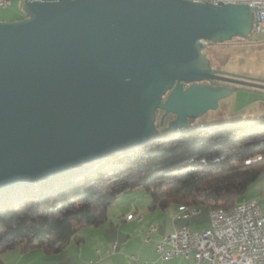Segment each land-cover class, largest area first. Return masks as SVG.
<instances>
[{"label":"water","instance_id":"water-1","mask_svg":"<svg viewBox=\"0 0 264 264\" xmlns=\"http://www.w3.org/2000/svg\"><path fill=\"white\" fill-rule=\"evenodd\" d=\"M21 8L24 18L0 20V193L144 145L161 127L189 128L239 88L264 90L263 78L214 68L205 52L210 42L251 39L248 4L22 0Z\"/></svg>","mask_w":264,"mask_h":264},{"label":"trees","instance_id":"trees-1","mask_svg":"<svg viewBox=\"0 0 264 264\" xmlns=\"http://www.w3.org/2000/svg\"><path fill=\"white\" fill-rule=\"evenodd\" d=\"M250 120L170 132L161 127L160 135L144 145L0 193V264L2 255L14 249L41 248L53 255L83 242L84 227L107 222L117 197L140 187L151 193V209L171 202L178 207H233L264 175V115Z\"/></svg>","mask_w":264,"mask_h":264},{"label":"rangeland","instance_id":"rangeland-1","mask_svg":"<svg viewBox=\"0 0 264 264\" xmlns=\"http://www.w3.org/2000/svg\"><path fill=\"white\" fill-rule=\"evenodd\" d=\"M21 2L22 0H11V3L6 7L0 6V20H16L24 17L25 12L21 8ZM205 52L210 58L214 68L264 79V38L261 36L252 35V38L249 40L234 38L226 43L208 44L205 48ZM262 115H264V90L239 88L228 97L221 99L217 109L209 110L204 115L196 118L193 125L216 124L224 121H231L235 118H243L245 123L251 124L253 120H250V118ZM255 187L252 186L249 188L245 195L250 194ZM160 192L163 196H166L164 189ZM145 194L149 196L148 202H150L151 193L142 187L130 193L120 194L116 201L109 207L108 215L110 220L107 225H110V221L114 220L113 217L116 216L119 207L127 206L136 198L139 204H147L145 203L147 202L144 196ZM171 205H174V203ZM196 209H198L200 213L196 217H192L194 222L192 224V221H189V224L198 227L207 225L208 222L206 223V220L208 216H210V205L203 203L196 206ZM114 222L116 221L114 220ZM107 225L100 226L102 228L93 225L84 227L80 231V235L85 238L84 242H72L67 247L65 251L66 254L69 257L78 256L81 255V253H83L84 256L94 254L97 257L95 253L97 248L104 250V239L114 234L115 229L110 230V226ZM128 234L132 235L131 240L136 241L134 242L136 245L141 243L146 245L149 244L146 239L147 234L145 231L144 233L138 231L131 233L127 231L126 228L121 230V235L123 237ZM150 246L152 245L150 244ZM4 255L6 254L4 253L2 258ZM12 261L9 259L8 262L12 263Z\"/></svg>","mask_w":264,"mask_h":264},{"label":"built area","instance_id":"built-area-1","mask_svg":"<svg viewBox=\"0 0 264 264\" xmlns=\"http://www.w3.org/2000/svg\"><path fill=\"white\" fill-rule=\"evenodd\" d=\"M210 3H244L253 10L251 35L264 38V0H192ZM11 0H0L6 7ZM191 214L177 217L188 218ZM132 214L128 218H132ZM156 226L152 227L155 230ZM161 260L182 255L188 264H264V210L257 199L244 200L239 212L231 218L210 215V226L193 230L188 225H175L172 232L155 244ZM90 264H98L92 262Z\"/></svg>","mask_w":264,"mask_h":264},{"label":"crops","instance_id":"crops-1","mask_svg":"<svg viewBox=\"0 0 264 264\" xmlns=\"http://www.w3.org/2000/svg\"><path fill=\"white\" fill-rule=\"evenodd\" d=\"M252 186H256L255 191L253 190L250 194L245 195L243 200H249L250 198L257 199L264 210V175ZM144 196L147 199V202H145L147 204H139L136 198L127 206L118 208L116 218L113 217L116 222L111 220L110 225H107L110 220L109 217L108 221L104 223L105 225H100H107L110 226V230H115L113 235L104 239V250L97 248L95 251L97 257L94 254L84 256L83 253L78 256L69 257L65 252L67 248L53 255L45 254L41 248H34L29 251L14 249L5 253L6 255L3 256L4 264H90L92 262H98V264H188L187 259L182 255L161 260L156 251L155 244L161 237L172 232L177 224L188 225L193 230L209 227L210 216L206 220V223L208 222L207 225L203 227L193 226L189 224V221H192L193 224L192 217H196L200 212L191 214L188 218L177 217L180 214L177 204L171 205V202L165 208L157 207L151 209L149 207L151 201L148 202L149 196L146 194ZM210 209L212 208L210 207ZM130 214L133 215L132 218H128ZM153 226H156L155 230H152ZM123 228H126L131 233L137 231L144 233L145 231L149 244L141 243L136 245L134 243L136 241L131 240V234L124 237L121 235ZM9 259L12 263L8 262ZM201 264L208 263L204 261Z\"/></svg>","mask_w":264,"mask_h":264},{"label":"bare ground","instance_id":"bare-ground-1","mask_svg":"<svg viewBox=\"0 0 264 264\" xmlns=\"http://www.w3.org/2000/svg\"><path fill=\"white\" fill-rule=\"evenodd\" d=\"M243 204H244V200L228 209L225 208L212 209L210 210V215L220 216L221 219H228L231 218V216L237 214ZM178 208L179 211L182 212L183 214H194L199 211L198 209H196V207H189L186 205H179Z\"/></svg>","mask_w":264,"mask_h":264},{"label":"flooded vegetation","instance_id":"flooded-vegetation-1","mask_svg":"<svg viewBox=\"0 0 264 264\" xmlns=\"http://www.w3.org/2000/svg\"><path fill=\"white\" fill-rule=\"evenodd\" d=\"M230 41H231V40H230ZM227 42H228V41H227ZM222 43H226V42H222ZM209 44H221V43H218V42L212 43V42H210ZM212 84H213V85H217V84L231 85V83L223 82V81H219V80H215V81H213ZM186 85H188V84H185V86H186ZM162 113H163V111H160V113H159V115H158V117H157V124L159 123L158 120L160 119V116H161ZM173 117H174L173 114H169V115L165 118V122L168 121V120H170V119L173 118ZM195 120H196V118L193 119V123H194ZM192 125H193V124H192ZM192 125H191V126H192ZM180 130H182V129H179V130H177V131H180Z\"/></svg>","mask_w":264,"mask_h":264}]
</instances>
